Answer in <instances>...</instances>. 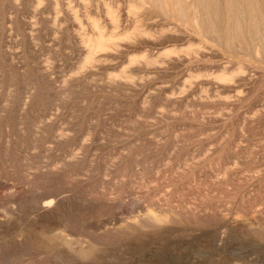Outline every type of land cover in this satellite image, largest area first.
<instances>
[{"label": "rangeland", "instance_id": "1", "mask_svg": "<svg viewBox=\"0 0 264 264\" xmlns=\"http://www.w3.org/2000/svg\"><path fill=\"white\" fill-rule=\"evenodd\" d=\"M130 1L0 0V264H264V59L251 43L229 51L217 18L190 0L201 24L187 8ZM107 8L126 12L119 28ZM96 25L151 34L85 67L78 41ZM52 193L61 206L42 217L36 201ZM50 221L72 223L92 258L32 256ZM136 221L143 231L126 234Z\"/></svg>", "mask_w": 264, "mask_h": 264}, {"label": "bare ground", "instance_id": "2", "mask_svg": "<svg viewBox=\"0 0 264 264\" xmlns=\"http://www.w3.org/2000/svg\"><path fill=\"white\" fill-rule=\"evenodd\" d=\"M14 1V0H13ZM39 1V0H38ZM41 1V0H40ZM46 1V0H45ZM82 1V0H81ZM111 1V0H110ZM118 1V0H117ZM120 1V0H119ZM130 1V0H129ZM139 5L138 6H140V5H143L144 6V8H146L147 9V6L145 7V3L146 2H154V1H150V0H135ZM135 1L133 0H131L130 2H134L135 3ZM159 2H158V4L161 6V7H159V8H162V10H165V11H169V9L170 8H172V9H174L175 11H177L178 13H180V12H184L185 13V11H184V9H189V11H192V13L191 14H193V16H196V19H198V20H196V21H198L199 23L200 22H202V21H199V18H197L198 17V14H200L199 12H198V14H196V9H192V10H190V8H191V6H192V4L193 5H195V8H196V6L197 7H199L200 9H203L204 11H202V12H205V11H207L209 14H210V16H211V14H213L214 15V17H216L217 18V20H216V22H218V25H219V33H220V36H221V38H222V40L224 39V41H225V43H226V45H227V48L229 49V51H231L232 49H230L231 47L233 48V46H235L236 47V45H238L239 47H243L244 48V46L243 45H245V46H247L246 44H248V43H251V45H252V47H253V49H255L254 50V52H255V57H257V59L258 58H260V59H264V0H190V2L192 3L191 4V6H190V4H187L186 6L184 5L185 4V1H184V3H183V0H158ZM22 2V1H21ZM149 2H148V4H149ZM113 3V2H112ZM116 3V2H115ZM126 3H128V2H126ZM156 3V2H155ZM154 3V4H155ZM109 4H111V3H109ZM124 4V3H123ZM114 5V4H113ZM137 5V4H136ZM156 5V4H155ZM118 6V5H117ZM152 6V5H151ZM154 6V5H153ZM152 6V7H153ZM112 7V6H111ZM114 7H115V5H114ZM190 7V8H189ZM139 8V7H138ZM137 8V9H138ZM148 8H149V6H148ZM92 9V8H91ZM90 9V10H91ZM118 9H120V7L119 8H117V10ZM155 9H156V7H155ZM54 10V9H53ZM69 10V9H68ZM106 10V13L110 16V18H111V22H112V24H113V26H114V28L115 29H117V28H119L120 27V24H121V17L123 16L122 14H125L124 12H120V11H118L119 12V14L120 13H122V14H120V15H118V14H115V10H113L112 8H107V9H105ZM122 10V9H121ZM142 10V9H141ZM144 10V9H143ZM143 10L141 11V13L143 12ZM148 11V13H149V9L148 10H145V12H143V15H144V13H145V15L147 16V14L148 13H146ZM151 11H153L152 9H151ZM137 12V11H136ZM159 12V11H158ZM157 12V13H158ZM183 12H182V14H183ZM135 13V12H134ZM140 12H139V14H135L134 16H136V15H140L141 14ZM154 13V12H153ZM156 13V14H157ZM68 15H70L71 16V14H70V10H69V13H67ZM167 14V13H166ZM170 14V13H169ZM174 14H175V12H174ZM202 14V13H201ZM142 15V14H141ZM142 15V16H143ZM145 15H144V17H145ZM148 15H150V14H148ZM151 15H153V14H151ZM149 16V18L151 19L152 18V16ZM168 15V14H167ZM179 15H181V14H179ZM184 15V14H183ZM203 15V14H202ZM201 15V16H202ZM207 15V14H206ZM205 15V16H206ZM127 16V15H126ZM154 16V15H153ZM169 16V15H168ZM178 16V15H177ZM182 16V15H181ZM192 16V17H193ZM200 16V15H199ZM209 16V15H208ZM207 16V17H208ZM209 16V17H210ZM140 17V16H139ZM139 17H138V19H139ZM174 17H175V15L172 17L173 18V20H175L174 19ZM185 17V16H184ZM126 18V17H125ZM137 18V17H136ZM147 17H145V19H146ZM159 18V17H158ZM161 18H162V16H161ZM171 18V17H170ZM186 18V17H185ZM211 18V17H210ZM138 19L136 20V21H138ZM144 19V18H143ZM144 19V20H145ZM178 19V18H177ZM180 19V18H179ZM192 19V18H191ZM204 19V18H203ZM147 20V19H146ZM153 20H154V18H153ZM156 20V19H155ZM165 20V19H164ZM167 20V19H166ZM74 21V20H73ZM127 21V20H126ZM150 21V20H149ZM161 21V20H160ZM180 21V20H179ZM186 21H188V20H186ZM194 21H195V18H194ZM205 21V20H204ZM208 21V20H207ZM206 21V22H207ZM110 22V23H111ZM123 22V21H122ZM125 22V21H124ZM130 22V21H129ZM155 22H157V21H155ZM167 22H169V21H167ZM166 22V23H167ZM183 22V21H182ZM181 22V23H182ZM189 22V21H188ZM188 22H187V25L186 26H189L188 25ZM198 22H196L195 24H197ZM212 22H213V20H212ZM93 23V22H92ZM96 23V22H95ZM109 23V22H108ZM142 23V22H141ZM144 23V22H143ZM171 23V22H170ZM180 23V22H179ZM194 23V22H193ZM198 23V24H199ZM204 23V22H203ZM208 23H210V22H208ZM214 23V22H213ZM105 24V23H104ZM124 24V23H123ZM145 24V23H144ZM147 24V23H146ZM152 24V23H151ZM189 24H190V22H189ZM201 24V23H200ZM200 24L198 25V26H200ZM205 24V23H204ZM100 25H102V24H100ZM106 25V24H105ZM111 25V24H110ZM122 25V24H121ZM134 25V24H133ZM183 25H185V24H183ZM211 25V24H210ZM92 26H94V25H92ZM98 26L99 25H96L95 27L97 28V30H95V32H94V34L93 35H90V36H88L87 35V37H82L79 41H78V43L81 45L80 47H81V50H82V53H85V55H86V58H85V60H84V64L83 65H85V67H86V65L87 64H89L90 62H92L94 59H99V62L100 61H105L106 59H109L110 58V55H112V54H116V55H118L117 53H119L122 49H124L125 50V48L127 49L128 48V50L130 49V47H131V45H135L136 43V41L138 42V41H140L141 39H143V38H149L150 37V34H151V32L149 33V32H147L146 30L150 27L149 25V27L148 28H144V29H146V30H143V29H140V28H138L137 29V32H133L134 34H130V35H125V37L124 38H121V39H118V38H116V35L114 34H112V35H110V36H107V33H105V32H103L101 29H99L98 28ZM106 26H108V25H106ZM105 26V27H106ZM128 26V25H127ZM202 26H203V24H202ZM201 26V27H202ZM209 26V25H208ZM213 26V28H214V34L216 33L215 32V30L217 31V33H216V35L215 36H219V34H218V30L217 29H215L216 27H214L215 26V24L214 25H212ZM217 26V25H216ZM129 27V26H128ZM146 27V26H145ZM177 27V26H176ZM193 27H194V29H198V28H196L197 26L196 25H194L193 24ZM203 27H205V26H203ZM202 27V28H203ZM104 28V27H103ZM122 28L124 29V27L122 26ZM121 28V29H122ZM152 28V27H151ZM150 28V29H151ZM155 28V27H154ZM172 28V27H171ZM186 28H188V27H186ZM189 28H190V26H189ZM188 28V29H189ZM109 29V28H108ZM112 29H113V27H112ZM114 29V30H115ZM126 29V28H125ZM128 29H130V28H128ZM134 29H136L135 27H134ZM173 29V28H172ZM176 29V28H175ZM199 29H200V27H199ZM204 29V28H203ZM209 31H210V26H209ZM58 30V29H57ZM111 30V29H110ZM153 30V29H152ZM170 30V29H169ZM190 31L192 30V29H189ZM89 31V30H88ZM106 31V30H105ZM149 31V30H148ZM172 31V30H171ZM175 31V30H174ZM180 31V30H179ZM179 31H177V32H179ZM182 31H184V30H181V32ZM198 31H200V30H198ZM203 30H201V32H202ZM207 31V30H206ZM111 32V31H110ZM110 32H108V33H110ZM121 32V31H120ZM122 32H124V31H122ZM126 32V31H125ZM132 32V31H131ZM156 31H154V33H155ZM161 32V31H160ZM173 32V31H172ZM185 32V31H184ZM80 33V32H79ZM115 33V32H114ZM168 33H169V31H168ZM167 33V34H168ZM183 33V32H182ZM185 33H188V32H185ZM192 33V32H191ZM209 33V32H208ZM111 34V33H110ZM156 34V33H155ZM154 34V35H155ZM158 34H159V32H158ZM164 35L166 34V33H163ZM179 35H180V33H178ZM201 33L199 32V34L198 35H200ZM218 34V35H217ZM246 34H248V39H247V37H246ZM76 35V34H75ZM86 35V34H85ZM118 35V34H117ZM172 35V34H171ZM179 35H177V36H179ZM67 36V35H66ZM161 36H162V34H160V37L159 38H161ZM166 36H170V35H166ZM165 36V37H166ZM219 36V37H220ZM154 37V36H153ZM186 37V36H185ZM202 37V36H201ZM210 37V36H209ZM156 38V37H155ZM174 38V37H173ZM211 38H213V37H211ZM162 39V38H161ZM167 39V38H166ZM180 39V38H179ZM196 39V38H195ZM156 40V39H155ZM158 40V39H157ZM170 40H171V38H170ZM185 40V39H184ZM183 40V41H184ZM207 40V39H206ZM220 39H218V41H219ZM142 41V40H141ZM140 41V42H141ZM143 41H145L144 39H143ZM142 41V42H143ZM163 41H165L164 39H163ZM169 41V40H168ZM168 41H166V42H168ZM177 41V40H176ZM196 41V40H195ZM146 42H148V40L146 41ZM160 42V41H159ZM172 42V41H171ZM192 42V41H191ZM77 43V44H78ZM135 43V44H134ZM144 43V42H143ZM149 43V42H148ZM161 43V42H160ZM223 44V46H224V42H222L221 40H220V45H222ZM246 43V44H245ZM146 44V43H145ZM151 44V43H150ZM193 44V43H192ZM155 45V44H154ZM164 45V44H163ZM201 45H202V43H201ZM136 46H139V43H138V45H136ZM156 46V45H155ZM160 46V45H159ZM190 46V45H189ZM218 46V45H217ZM207 47V46H206ZM135 48V47H134ZM141 48V47H140ZM143 48H145V47H143ZM148 48V47H147ZM169 48V47H168ZM167 48V49H168ZM221 48H223V47H221ZM243 48H240L241 50L243 49ZM246 48H248L249 49V47H246ZM131 49H132V47H131ZM142 49V48H141ZM174 49H176V48H174ZM189 49V48H188ZM204 49V48H203ZM224 49V48H223ZM239 49V48H238ZM127 50V52H128V54H129V51ZM138 50H140V49H138ZM155 50V49H154ZM161 50V49H160ZM171 51H172V49H170ZM177 50V49H176ZM185 50V49H184ZM183 50V51H184ZM193 50V49H192ZM194 50H196V49H194ZM215 50V49H214ZM226 50V49H225ZM224 50V51H225ZM236 50V49H235ZM244 50H246L245 48H244ZM250 50V49H249ZM151 51V50H150ZM156 51H157V49H156ZM167 51V50H166ZM171 51L169 52H166V53H164V54H166V56H168V55H170V53H171ZM181 51V50H180ZM180 51H178L179 53H180ZM186 51V50H185ZM216 51V50H215ZM219 51V50H218ZM218 51H216V52H218ZM228 51V50H227ZM248 51V50H247ZM251 52L249 53V54H251L252 53V50H250ZM124 52V51H123ZM122 52V53H123ZM126 52V51H125ZM124 52V53H125ZM126 52V53H127ZM141 52V51H140ZM158 52V51H157ZM162 52H164V51H162ZM187 53H188V55H190L189 54V52H190V50L188 51H186ZM194 52V51H193ZM192 52V53H193ZM202 52V51H201ZM200 52V53H201ZM205 52V51H204ZM208 52V51H207ZM212 52V51H211ZM244 52H246V51H244ZM81 53V54H82ZM124 53H123V55H124ZM132 52L130 51V54H131ZM153 53H154V51H153ZM160 53V52H159ZM174 53H177V52H174ZM182 53V52H181ZM185 53V52H184ZM219 53V52H218ZM217 53V54H218ZM236 53V52H235ZM248 53V52H247ZM247 53H246V55H247ZM120 54V53H119ZM143 54V53H142ZM142 54H138L139 55V57H140V55H142ZM151 54V53H150ZM163 54V55H164ZM207 54V53H206ZM120 55H122V54H120ZM132 55H133V53H132ZM177 55H179V54H177ZM186 55V54H185ZM192 55V54H191ZM191 55H190V57H191ZM199 55V54H198ZM205 55V54H204ZM221 55V54H220ZM234 55V54H233ZM254 55V54H253ZM252 55V56H253ZM115 56V55H114ZM130 56V55H129ZM134 56H135V54H134ZM144 56V55H143ZM150 56V55H149ZM175 56V55H174ZM182 56H183V54H182ZM235 56V55H234ZM242 56V55H241ZM85 57V56H84ZM109 57V58H108ZM138 57V58H139ZM145 57H147V55H145ZM171 57V56H170ZM184 57V56H183ZM193 57V56H192ZM214 57V56H213ZM238 57V56H237ZM111 58H113L112 56H111ZM129 58V57H128ZM134 58V57H133ZM136 58V57H135ZM142 58V57H141ZM140 58V59H141ZM147 58H149V57H147ZM175 58V57H174ZM174 58L172 59V61L174 60ZM179 58H181V57H179ZM224 58V57H223ZM236 58V57H235ZM250 58V57H249ZM123 59H125V58H123ZM165 59V58H164ZM182 59V58H181ZM111 60V59H110ZM109 60V61H110ZM152 60V59H151ZM167 60V59H166ZM176 60V59H175ZM259 60V59H258ZM121 61V60H120ZM158 61V60H157ZM177 61V60H176ZM179 61V60H178ZM177 61V62H178ZM202 61V60H201ZM105 62H107V61H105ZM113 62V61H112ZM131 62V61H130ZM132 62H136V64H137V61H135V59L132 61ZM138 62H140V61H138ZM160 62V61H159ZM163 62H164V60H163ZM167 62H169L170 63V60L168 61L167 60ZM167 62H166V64H167ZM182 62V61H181ZM204 62V61H203ZM144 64H151V63H153L152 61H150V60H147L146 61V63L145 62H143ZM157 63V62H156ZM172 63V62H171ZM180 63V62H179ZM206 63V62H205ZM237 63V62H236ZM108 64V63H107ZM106 64V65H107ZM113 64V63H112ZM143 64V65H144ZM175 64V63H174ZM130 65H131V63H130ZM134 65H135V63H134ZM156 65V64H155ZM168 65V64H167ZM243 65V64H242ZM250 65V64H249ZM108 66V65H107ZM206 66V65H205ZM262 66V65H261ZM141 67V66H140ZM226 67V66H225ZM239 67V66H238ZM242 67H244V66H242ZM138 68V67H137ZM136 68V69H137ZM144 67H142V69H143ZM157 68H159V67H157ZM198 68V67H197ZM88 69V68H87ZM133 69V68H132ZM131 69V70H132ZM139 69H141V68H139ZM141 69V70H142ZM230 69V68H229ZM228 69V70H229ZM130 70V71H131ZM134 70V69H133ZM132 70V71H133ZM144 70V69H143ZM142 70V71H143ZM154 70V69H153ZM204 71V70H203ZM123 72V71H122ZM126 72V71H125ZM195 72V71H194ZM221 72V71H220ZM223 72V71H222ZM127 73V72H126ZM129 73V72H128ZM146 73V72H145ZM208 73V72H207ZM241 73H242V70L239 68L238 69V71H236V73H229V71H228V73L227 72H223V73H221V74H219L218 76H216V79L219 81V82H217V83H221L222 84V86H223V84H230L232 81H234L235 79V76L236 75H239L238 76V78L239 79H241L240 78V75H241ZM139 75V74H138ZM201 75V74H200ZM124 76V75H123ZM122 76V77H123ZM141 76V75H140ZM207 76V75H206ZM242 76V75H241ZM127 76H125V78H126ZM131 77V76H130ZM237 77V76H236ZM244 77V76H243ZM245 78V77H244ZM128 79H130V78H128ZM133 79V78H132ZM243 79V78H242ZM250 80V79H249ZM252 80V79H251ZM239 81V80H238ZM133 82V81H132ZM138 82V81H137ZM244 82V81H243ZM134 83V82H133ZM194 85V84H193ZM220 87H221V85H220ZM231 90V89H230ZM234 90V89H233ZM224 100V99H223ZM52 188V187H51ZM57 194V193H56ZM19 198V197H18ZM20 200H21V198H20ZM37 203H36V207L35 208H37V211H38V213H40L41 215H42V217H47L48 218V216H50V215H52L54 212H55V210L59 207V200H58V197L56 196V195H53V193L52 194H46L45 195V197H43V198H41V199H39L38 201H36ZM35 204V203H34ZM61 206V205H60ZM112 206V205H111ZM135 211V210H134ZM33 213H34V211H33ZM159 213V212H158ZM148 215V214H147ZM7 216V215H6ZM143 216V215H142ZM149 216H151V214L149 213ZM148 217V216H147ZM6 218V217H5ZM3 216H2V218L0 217V227L2 226V227H7V226H9V223H10V221L7 219H5ZM10 218V217H9ZM151 218V217H150ZM150 218H149V220H150ZM152 219L154 220V223L155 224H153V225H151V221L148 223L150 226H151V230H153L154 229V231L156 230V231H160V229H162L161 227H162V225H161V223H163L164 221H163V218H161L160 216H158V215H153L152 216ZM165 219V218H164ZM49 220V219H48ZM146 220V219H145ZM147 220H148V218H147ZM146 220V221H147ZM172 220V219H171ZM177 220V219H176ZM47 221V220H46ZM67 221V220H66ZM133 220H130V221H128V222H132ZM135 221V220H134ZM139 221H141V220H139ZM145 221V222H146ZM137 222V221H136ZM143 222V221H142ZM141 222V223H142ZM166 222V221H165ZM164 222V223H165ZM169 222V221H168ZM236 222V221H235ZM139 222H137V225H136V223L134 222V223H131V224H127L126 226H125V233L126 234H128L129 232L127 231V229L129 228L130 230L132 229V230H135V231H143V228H144V224L146 225V223H140V224H138ZM72 223H68V224H62V225H56V224H53L51 221L50 222H48L47 224H45L44 226H43V231H42V229H41V231H42V233L40 234V233H38V238L39 239H37L38 241H34V242H27L28 244H30V248H31V250L33 249V254L34 255H32V256H37V257H39V256H43V255H57L58 253H60V254H65V255H70L71 253H75L76 252V254L78 253L79 255L78 256H83V258L84 257H88L90 254H92V253H90L91 252V250H89L88 249V247H90V246H88V247H86V249L85 248H82V247H80L82 244L80 243V242H82V240L81 241H76L77 239H75L74 237H73V235L75 234L76 235V233L77 232H75V228L76 227H74L73 225H71ZM122 224V223H121ZM238 224H239V222H238ZM148 225V226H149ZM40 226V225H39ZM122 226H124L123 224H122ZM169 226V225H168ZM78 227V226H77ZM120 227V226H119ZM167 227V226H166ZM178 227H179V224H178ZM118 228V227H117ZM124 228V227H123ZM122 228V229H123ZM145 228H148L147 226L145 227ZM153 228V229H152ZM165 227H163V229H164ZM168 228V227H167ZM115 229V228H114ZM113 229V230H114ZM119 229H121V227L119 228ZM118 229V230H119ZM128 229V230H129ZM149 229V228H148ZM39 230V229H38ZM117 230V229H116ZM131 230V231H132ZM18 231V230H17ZM124 231V230H123ZM146 231H147V229H146ZM170 231V230H169ZM39 232V231H38ZM79 232V231H78ZM85 232V231H84ZM120 232V231H119ZM134 234V232H131L129 235H131V234ZM151 233V232H150ZM123 234V233H122ZM19 235H21V234H19ZM78 235H80V234H78ZM82 235V234H81ZM142 235H143V233H142ZM156 235V234H155ZM34 236V235H33ZM91 236V235H90ZM90 236H88V237H90ZM93 236H96V235H93ZM115 236V235H114ZM145 236V235H144ZM157 236V235H156ZM92 237V236H91ZM112 237V236H111ZM87 238V237H86ZM96 238H97V236H96ZM99 238H101V236L99 237ZM151 238V237H150ZM34 239H36V238H34ZM91 239V238H90ZM94 239V238H93ZM101 240H103V239H101ZM220 240V239H219ZM218 240V241H219ZM90 241V240H89ZM91 243H93V244H98V240H92L91 239ZM220 241H222V239L220 240ZM15 242V241H14ZM88 242V241H87ZM99 242H103V241H99ZM15 243H17L18 244V247L19 246H22V248H23V241H22V239L21 238H17L16 239V242ZM26 243V242H25ZM27 243H26V245H27ZM83 243V242H82ZM85 243V242H84ZM90 243V242H89ZM221 243V242H220ZM17 244H15V245H17ZM81 244V245H80ZM217 244H219V243H217ZM99 245V244H98ZM98 245H96V246H98ZM84 246V245H83ZM95 246V247H96ZM93 247V246H92ZM27 248V247H26ZM29 248V249H30ZM93 249H94V247H93ZM29 251V250H28ZM149 251V250H148ZM147 251V252H148ZM32 252V251H31ZM30 252V253H31ZM31 255V254H30ZM59 256V255H58ZM90 257V256H89ZM90 258H92V257H90ZM89 259V258H88ZM85 260H86V258H85Z\"/></svg>", "mask_w": 264, "mask_h": 264}]
</instances>
